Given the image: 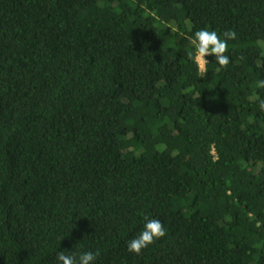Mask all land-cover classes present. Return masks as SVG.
Segmentation results:
<instances>
[{
	"label": "trees",
	"instance_id": "16d2710c",
	"mask_svg": "<svg viewBox=\"0 0 264 264\" xmlns=\"http://www.w3.org/2000/svg\"><path fill=\"white\" fill-rule=\"evenodd\" d=\"M261 80L264 0H0V264H264Z\"/></svg>",
	"mask_w": 264,
	"mask_h": 264
},
{
	"label": "clouds",
	"instance_id": "9594fccd",
	"mask_svg": "<svg viewBox=\"0 0 264 264\" xmlns=\"http://www.w3.org/2000/svg\"><path fill=\"white\" fill-rule=\"evenodd\" d=\"M223 39L216 31L201 29L195 32L194 39L191 41L195 45L194 60L197 63H207L206 58L214 56L222 68H227L230 58L226 55L228 51V40H235L237 33L235 30H227L223 33ZM192 56V53H189ZM257 86L264 88V80L258 81ZM261 110H264V100L260 102ZM145 224L142 232L134 239L128 242V251L139 255L143 249L162 239L167 234V229L159 219L144 217ZM100 255L99 250L83 252L77 256L75 254H65L61 251L58 254L60 264H94Z\"/></svg>",
	"mask_w": 264,
	"mask_h": 264
},
{
	"label": "rangeland",
	"instance_id": "374dc122",
	"mask_svg": "<svg viewBox=\"0 0 264 264\" xmlns=\"http://www.w3.org/2000/svg\"><path fill=\"white\" fill-rule=\"evenodd\" d=\"M206 60H207V58H206ZM199 64H200V67H201L202 71L205 72L206 64H207V63L200 62Z\"/></svg>",
	"mask_w": 264,
	"mask_h": 264
}]
</instances>
